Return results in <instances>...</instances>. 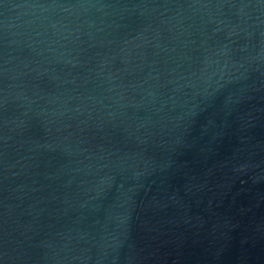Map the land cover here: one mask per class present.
<instances>
[{"label":"water","instance_id":"95a60500","mask_svg":"<svg viewBox=\"0 0 264 264\" xmlns=\"http://www.w3.org/2000/svg\"><path fill=\"white\" fill-rule=\"evenodd\" d=\"M0 264H264V0H0Z\"/></svg>","mask_w":264,"mask_h":264}]
</instances>
